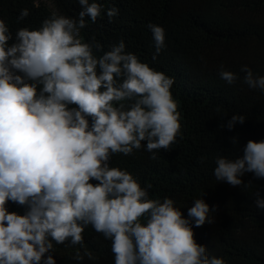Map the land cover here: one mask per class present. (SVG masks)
I'll return each mask as SVG.
<instances>
[{
  "label": "clouds",
  "instance_id": "clouds-1",
  "mask_svg": "<svg viewBox=\"0 0 264 264\" xmlns=\"http://www.w3.org/2000/svg\"><path fill=\"white\" fill-rule=\"evenodd\" d=\"M77 2L76 16L53 13L38 28L14 34L0 19V264H57L54 245L83 248L89 226L110 242L113 264H225L193 232L212 223L216 205L198 198L184 215L172 198H150V185L110 166L117 153L143 147L155 158L175 142L181 125L174 79L126 51L124 40L108 50L84 40L89 21L118 10ZM28 15L21 9L17 20ZM147 28L155 60L166 47L165 29ZM240 72L249 89L264 93V75L247 65ZM219 76L229 85L238 79L223 65ZM244 121L234 113L222 126L231 131ZM214 163L216 180L233 187L248 173L264 179V139L248 140L242 156L218 155ZM254 207L264 212L259 193Z\"/></svg>",
  "mask_w": 264,
  "mask_h": 264
},
{
  "label": "trees",
  "instance_id": "trees-1",
  "mask_svg": "<svg viewBox=\"0 0 264 264\" xmlns=\"http://www.w3.org/2000/svg\"><path fill=\"white\" fill-rule=\"evenodd\" d=\"M52 1L62 15L76 16L80 11L77 0ZM98 2L104 9L115 7L117 14L89 21L81 31L83 39L98 42L103 50L124 40L126 51L172 77L171 92L181 125L175 142L168 150L156 151L155 158L141 147L130 156L113 155L110 166L128 170L141 186L150 185V198H172L184 215L198 198L203 197L210 207L216 205L217 211L208 214L212 223L193 228L197 243L225 264H264V212L254 207L256 194L264 197V179L248 173L242 185L233 187L213 175L216 156H242L248 140L264 139V93L249 89L240 72L247 65L255 74L264 75V0ZM25 8L29 15L18 21ZM52 14L44 0H0V19L13 34L21 27L38 28ZM149 23L165 29L166 47L155 60ZM221 65L237 73L238 79L230 85L222 80ZM234 113L243 115L245 121L229 131L222 125ZM8 207L24 211L16 204ZM82 235L83 248L67 242L54 245L57 264H113L109 241L91 226Z\"/></svg>",
  "mask_w": 264,
  "mask_h": 264
},
{
  "label": "rangeland",
  "instance_id": "rangeland-1",
  "mask_svg": "<svg viewBox=\"0 0 264 264\" xmlns=\"http://www.w3.org/2000/svg\"><path fill=\"white\" fill-rule=\"evenodd\" d=\"M44 2L48 5L49 8H51L53 13L60 14L55 3L52 0H44Z\"/></svg>",
  "mask_w": 264,
  "mask_h": 264
}]
</instances>
